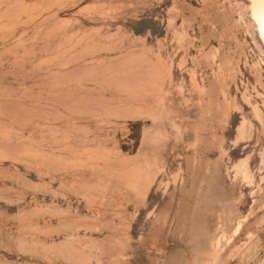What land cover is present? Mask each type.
Here are the masks:
<instances>
[{
	"label": "rangeland",
	"instance_id": "rangeland-1",
	"mask_svg": "<svg viewBox=\"0 0 264 264\" xmlns=\"http://www.w3.org/2000/svg\"><path fill=\"white\" fill-rule=\"evenodd\" d=\"M251 9L0 0V264H264Z\"/></svg>",
	"mask_w": 264,
	"mask_h": 264
},
{
	"label": "bare ground",
	"instance_id": "bare-ground-1",
	"mask_svg": "<svg viewBox=\"0 0 264 264\" xmlns=\"http://www.w3.org/2000/svg\"><path fill=\"white\" fill-rule=\"evenodd\" d=\"M251 14L257 27L256 31L264 42V0H252Z\"/></svg>",
	"mask_w": 264,
	"mask_h": 264
}]
</instances>
